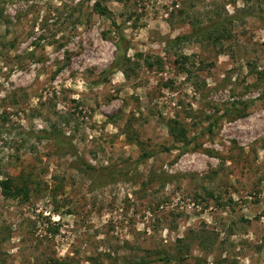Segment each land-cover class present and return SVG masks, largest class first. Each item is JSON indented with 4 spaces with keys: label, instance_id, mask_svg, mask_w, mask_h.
Masks as SVG:
<instances>
[{
    "label": "rangeland",
    "instance_id": "1",
    "mask_svg": "<svg viewBox=\"0 0 264 264\" xmlns=\"http://www.w3.org/2000/svg\"><path fill=\"white\" fill-rule=\"evenodd\" d=\"M6 177L0 264H264V0H0Z\"/></svg>",
    "mask_w": 264,
    "mask_h": 264
},
{
    "label": "trees",
    "instance_id": "2",
    "mask_svg": "<svg viewBox=\"0 0 264 264\" xmlns=\"http://www.w3.org/2000/svg\"><path fill=\"white\" fill-rule=\"evenodd\" d=\"M93 10L97 14L102 15V16H106L107 18H109V11L106 9V7L102 6L99 1L94 2ZM219 26H220V22L215 21L209 27L208 32H210V29H212V27H219ZM215 29H217V28H215ZM219 35H221V34H219ZM169 130H170L171 135H173V137L175 139H179L181 136L184 135V129L182 127L179 128L176 126H170ZM47 138H51L53 141L57 142L58 144L61 143V141L58 138L54 137L53 135H49ZM61 151H63V150H61ZM149 156H150L149 152H144L142 154L143 158L149 157ZM0 190H1V193L7 198H15V197H18L19 195H24V196L26 195L25 187L23 185H18L16 183H14V181L11 177H6L3 179H0ZM176 259H177L176 257L164 256V257H162L161 260L163 262H165V264H169L170 262H172L173 260H176ZM191 264H199V263L194 262Z\"/></svg>",
    "mask_w": 264,
    "mask_h": 264
}]
</instances>
